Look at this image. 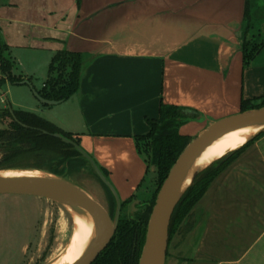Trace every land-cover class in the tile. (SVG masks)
Returning <instances> with one entry per match:
<instances>
[{"label": "crops", "instance_id": "0c3cea01", "mask_svg": "<svg viewBox=\"0 0 264 264\" xmlns=\"http://www.w3.org/2000/svg\"><path fill=\"white\" fill-rule=\"evenodd\" d=\"M246 1L3 0L0 34L25 81L46 79L58 52L82 56L78 92L58 105L62 121H47L79 141L130 205L149 174L139 141L162 106L194 112L199 137L264 98V49L244 67ZM263 5L252 1V27ZM253 148L264 164V136ZM234 255L218 264H264V229Z\"/></svg>", "mask_w": 264, "mask_h": 264}, {"label": "rangeland", "instance_id": "374dc122", "mask_svg": "<svg viewBox=\"0 0 264 264\" xmlns=\"http://www.w3.org/2000/svg\"><path fill=\"white\" fill-rule=\"evenodd\" d=\"M261 1L264 3V0ZM27 2L30 3V0ZM43 7L41 4V9ZM259 9L263 18L254 19L256 23L253 21L255 25L249 39L253 37L260 44L264 42V5ZM14 75H22L20 67H15ZM47 78L30 79L39 91ZM9 106L13 110L26 112H34L32 109L39 106L41 109L37 115L46 120L52 116L58 117L62 121L61 114H57L59 106L42 104L27 85L6 82L0 87V129L9 127V118L2 114ZM191 125V122H187L180 132L195 140L198 127ZM257 137L253 139V145L213 183L205 199L173 233L166 264H218L222 259L234 257L241 245L253 240L264 229V164L253 148L260 139ZM3 154L0 150V163ZM143 157L149 163L144 162L146 167L149 166V174L139 200L124 207V217L142 213L157 189L156 168L146 150ZM25 163L30 165L32 161ZM134 169H137V165ZM0 171L6 169L0 168ZM41 174L44 176L43 172ZM70 181L108 212L112 210L109 190L93 171L85 169ZM115 213L116 206L113 218ZM74 228L72 214L60 203L32 196L0 195V264H51L60 257L68 256Z\"/></svg>", "mask_w": 264, "mask_h": 264}, {"label": "trees", "instance_id": "16d2710c", "mask_svg": "<svg viewBox=\"0 0 264 264\" xmlns=\"http://www.w3.org/2000/svg\"><path fill=\"white\" fill-rule=\"evenodd\" d=\"M252 1H246V24L243 38L245 68H248L264 49V43L255 42L253 37L249 39L252 30L249 22ZM15 67L9 47L0 34V87L6 82L20 85L21 82L25 81L23 76L14 75ZM82 70L83 58L81 55L68 51L58 52L50 62L47 81L42 90L37 91L38 94L49 101L64 102L69 100L79 90ZM28 81L32 83V79H28ZM263 107L264 98L243 101L242 113ZM13 111L16 120L9 109L3 110L2 113L9 118L10 123L8 128L0 129V150L4 153L0 163L1 169L39 170L68 181L85 169L93 171L90 163L73 146L51 136L59 134L79 145V141L71 134L64 132L35 113ZM194 118L196 116L190 110L162 106L159 119L147 120L150 132L141 138L138 148L142 156L146 150L152 165L156 168L157 189L146 204L144 211L136 213L133 217L122 216L123 209L128 204L127 202L122 203L121 217L114 239L93 264H139L157 195L171 169L192 142V138L181 134L180 129ZM43 132L51 135H45ZM263 136L264 132L256 139ZM254 140L214 162L198 175L174 211L170 226L169 244L173 233L191 215L213 183L253 145ZM28 161H32V164L26 165L25 162ZM102 171L107 176L106 172ZM103 186L106 188L104 184ZM106 190L108 191L107 188ZM108 195L112 205V210L109 213L113 216L116 202L110 191H108Z\"/></svg>", "mask_w": 264, "mask_h": 264}, {"label": "water", "instance_id": "95a60500", "mask_svg": "<svg viewBox=\"0 0 264 264\" xmlns=\"http://www.w3.org/2000/svg\"><path fill=\"white\" fill-rule=\"evenodd\" d=\"M20 85L29 86L34 96L44 105L57 106L62 103V101H49L42 98L29 81H23ZM8 109L10 110L13 118L16 120L11 106H9ZM249 127L262 128V130L251 140L264 132V107L216 122L207 128L205 132H203L195 140H192L171 169L157 195L148 223L146 240L139 264H166L169 248L170 226L178 203L186 191L192 186L198 175L214 162L222 158L212 162L206 168L198 171L195 174L190 186L185 188V183L192 168V164L210 145L217 140L223 138L231 132ZM43 134L51 135L47 132H43ZM51 136L73 146L74 149L90 163L94 173L111 192L115 199V217L112 218L105 207L94 200L79 186L75 185L71 181L55 177L45 172L43 173L46 174V176L4 177L0 175V195L32 196L57 202L65 207L71 205L86 209L96 220L99 231L92 246L76 264H93V262L114 239L121 217L122 202L107 176L77 143L59 134H53Z\"/></svg>", "mask_w": 264, "mask_h": 264}, {"label": "bare ground", "instance_id": "6f19581e", "mask_svg": "<svg viewBox=\"0 0 264 264\" xmlns=\"http://www.w3.org/2000/svg\"><path fill=\"white\" fill-rule=\"evenodd\" d=\"M262 130L261 127H249L231 132L210 145L201 156L192 164L187 177L185 188L190 186L195 174L206 168L212 162L223 158L231 152H235ZM4 177L15 176H43L41 171H0ZM46 176V174H44ZM67 210L72 214L75 222L74 234L71 240L68 256L60 257L51 264H76L92 246L98 236V224L93 216L82 207L68 205Z\"/></svg>", "mask_w": 264, "mask_h": 264}]
</instances>
